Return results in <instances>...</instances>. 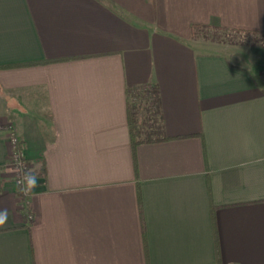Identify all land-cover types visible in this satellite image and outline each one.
Returning <instances> with one entry per match:
<instances>
[{
    "label": "crops",
    "instance_id": "0c3cea01",
    "mask_svg": "<svg viewBox=\"0 0 264 264\" xmlns=\"http://www.w3.org/2000/svg\"><path fill=\"white\" fill-rule=\"evenodd\" d=\"M193 25L264 32V0H0V264H264V51ZM150 85L170 139L132 150Z\"/></svg>",
    "mask_w": 264,
    "mask_h": 264
},
{
    "label": "trees",
    "instance_id": "16d2710c",
    "mask_svg": "<svg viewBox=\"0 0 264 264\" xmlns=\"http://www.w3.org/2000/svg\"><path fill=\"white\" fill-rule=\"evenodd\" d=\"M207 29H219L227 33L233 32L241 34V36H249L252 37L249 46L264 48V32L262 31L223 26L193 25L191 27V35L195 37L200 31L205 32ZM205 38L210 40L208 35ZM126 100L132 150L140 144L162 142L170 139L164 133L159 92L156 85H150L146 88L128 87L126 89ZM44 174L45 168L40 163L35 170V176L42 177Z\"/></svg>",
    "mask_w": 264,
    "mask_h": 264
},
{
    "label": "built area",
    "instance_id": "2783aa9c",
    "mask_svg": "<svg viewBox=\"0 0 264 264\" xmlns=\"http://www.w3.org/2000/svg\"><path fill=\"white\" fill-rule=\"evenodd\" d=\"M7 131V140L9 144V165L10 169L13 173V181L18 188L19 197L21 200V208L25 211L26 218L28 220L32 219V214L29 211V197L32 191V188L25 194L21 189H28L29 186L27 181L24 180L25 175H32V168L29 165L24 150L22 148V144L20 139L18 138L15 128L13 125H6ZM23 181V182H21Z\"/></svg>",
    "mask_w": 264,
    "mask_h": 264
},
{
    "label": "rangeland",
    "instance_id": "374dc122",
    "mask_svg": "<svg viewBox=\"0 0 264 264\" xmlns=\"http://www.w3.org/2000/svg\"><path fill=\"white\" fill-rule=\"evenodd\" d=\"M205 33V36L208 35L210 38V42L208 44L207 50L209 52H221L229 56L230 60L236 62H241V64L249 65L248 61L245 60V58L236 59V57H233L232 52H235L236 49L244 50V51H251L253 54L260 53L261 51H264V48L260 47H254L249 46L252 37H245L244 35L241 36V34H236L233 32H224L219 29H207V31L203 32ZM198 35V34H197ZM237 35V36H236Z\"/></svg>",
    "mask_w": 264,
    "mask_h": 264
},
{
    "label": "clouds",
    "instance_id": "9594fccd",
    "mask_svg": "<svg viewBox=\"0 0 264 264\" xmlns=\"http://www.w3.org/2000/svg\"><path fill=\"white\" fill-rule=\"evenodd\" d=\"M24 180L27 181V184L29 186L28 189H21V191H23L25 194H27V192L30 190V188H33L36 186V177L33 175H25ZM23 182V181H21ZM4 223L3 219H0V225H2Z\"/></svg>",
    "mask_w": 264,
    "mask_h": 264
}]
</instances>
